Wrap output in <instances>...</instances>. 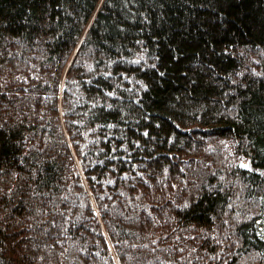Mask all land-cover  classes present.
Segmentation results:
<instances>
[{"label":"trees","instance_id":"1","mask_svg":"<svg viewBox=\"0 0 264 264\" xmlns=\"http://www.w3.org/2000/svg\"><path fill=\"white\" fill-rule=\"evenodd\" d=\"M0 264H264V0H0Z\"/></svg>","mask_w":264,"mask_h":264}]
</instances>
